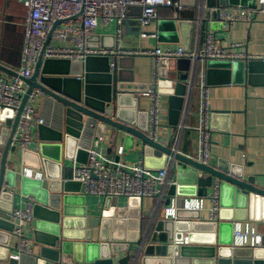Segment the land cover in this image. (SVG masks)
Segmentation results:
<instances>
[{"label": "water", "instance_id": "obj_1", "mask_svg": "<svg viewBox=\"0 0 264 264\" xmlns=\"http://www.w3.org/2000/svg\"><path fill=\"white\" fill-rule=\"evenodd\" d=\"M199 4L201 23L211 22L212 28L221 29L224 27V21L219 18L222 8L233 5L255 8L256 0H200ZM177 20L175 17L160 20L159 31L169 24L174 40H178ZM158 35L160 38L161 33ZM100 39L103 46L113 47V37L110 42L104 36ZM127 57L116 56L113 68L108 56L88 57L84 63L67 59L43 61L40 57L33 76L25 79L27 94L17 112L0 108V264H52L57 260L64 264H114L115 257L122 253L117 257L118 264H264V186L257 183L256 177L246 175L243 170L238 172L234 166L203 165L187 155L188 130L183 132L185 128L181 129L179 123L186 95H192L194 89L193 82L188 88V78L191 73L196 75L199 62L188 58L160 60V90L168 95L169 123L175 131L170 141L164 143L152 140L147 134L148 126L138 123L137 90L140 86L136 89L131 84L134 78L128 76ZM206 67L208 77L216 70L230 73L225 82L264 83V59L208 60ZM0 70L17 74L1 63ZM35 87L42 90L44 104L55 107V120L39 127L48 123L53 127L58 153L41 157L39 166L34 167L39 172L45 171L51 179L47 188H43L41 179L22 174L20 177L9 161L21 111ZM120 132L125 133L123 153L135 146L141 147L147 167H165L168 157L176 162L175 183L169 186L165 208L171 206L173 200L182 206L187 196H206L214 179L220 180L222 208L218 220L205 219L200 211L183 208L176 210L175 217H166L165 211H158L145 219L138 204L141 199L135 197L129 198L125 206L118 205L116 198H106L99 215L87 217L85 196L70 194L69 185L73 180L64 161L87 162L86 148L90 141L100 140L107 133L110 141L103 152L109 158L115 154L114 159L120 160V147H117ZM182 137V150L173 149L176 140ZM29 152L28 149L23 151L26 165ZM82 153L84 157L80 156ZM152 158L160 164L152 165ZM19 181L22 194L36 198L34 239L39 244V252L22 254L16 259L9 252V239L15 225L8 212L13 207ZM75 201L81 205L75 207ZM247 220L258 223L260 244L233 246L235 223ZM134 223L133 232L129 229Z\"/></svg>", "mask_w": 264, "mask_h": 264}, {"label": "built area", "instance_id": "obj_2", "mask_svg": "<svg viewBox=\"0 0 264 264\" xmlns=\"http://www.w3.org/2000/svg\"><path fill=\"white\" fill-rule=\"evenodd\" d=\"M26 15L23 22L25 29L24 44L21 53V64L16 75H0V108L13 109L15 113L20 108L28 84L36 65L42 57L46 59H67L71 62L84 63L88 57H104L110 59V67L114 66L116 56H133L137 54L149 55L153 58V81L144 94L149 99L147 111V134L157 142L162 139L161 90L157 84L160 82L158 70L162 58H188L192 61L207 62L208 60H238L264 59L231 48L241 46L233 43L231 48H225L217 43L213 33H208L202 47L196 51L188 50L183 46L172 49L161 48L137 50L126 49L122 46V29L132 6H140L139 21L142 26L150 25L158 19L159 7H171L180 11L182 4L178 0H20ZM255 8L233 5L224 7L219 13L224 25L232 27L239 20L250 21L252 14L261 11L264 0H260ZM235 6V7H234ZM177 16V14H176ZM175 16V17H176ZM115 22L116 33L113 37V47L102 45L97 28ZM146 36L147 33H142ZM58 42V43H56ZM2 45L0 43V61ZM199 93V123L196 127L199 133V148L193 158L203 164L209 165L212 146V128L209 125V98L210 85L205 73H202L197 83ZM43 97L41 89L35 87L28 94L18 121L11 147L22 150L29 149L34 140V130L44 124L45 120L40 112L39 99ZM181 129L183 125L179 126ZM180 139L176 140L173 149H179ZM87 162L73 160L75 170L72 180L79 182L84 194L98 195L106 198H119L122 196L143 199L147 197L162 199L167 185L175 183L170 179L168 167L153 169L145 165L144 158L135 162H123L113 158L108 159L99 148L91 147L87 150ZM123 153L121 146L118 151ZM171 160L172 158L169 157ZM21 174L34 179H44L43 173L29 167H24ZM212 201L209 208V220L217 221L221 210L220 180L214 179L209 193ZM25 206L19 207L15 203L8 212L10 220L15 227L12 234L17 238L15 252L11 257L19 259L22 254L35 253L36 241L27 234L28 228H33L35 221V196L25 195ZM205 198H185L182 206L173 200L171 206L165 208L166 217H175L178 208L202 211L205 207ZM188 242V237H184ZM261 242V233L249 221H238L233 230V246H256ZM118 257V256H117ZM115 257L114 264L118 258ZM52 264H64L61 260Z\"/></svg>", "mask_w": 264, "mask_h": 264}, {"label": "crops", "instance_id": "obj_3", "mask_svg": "<svg viewBox=\"0 0 264 264\" xmlns=\"http://www.w3.org/2000/svg\"><path fill=\"white\" fill-rule=\"evenodd\" d=\"M182 4L180 11L171 7H159L158 19L154 20L150 25L142 26L139 21L141 14L140 6H132L129 10L126 23L122 29V46L126 49L147 50L161 48H178L183 46L188 50H198L208 33H213L217 43L225 48H231L233 43H241V46L231 48L235 51L243 52L248 55L256 57H264V6L261 11L252 14L250 21L239 20L232 27L224 25L221 29H214L211 27V22L201 23L199 17L200 0H178ZM256 0V4L260 3ZM236 6V5H235ZM234 6V7H235ZM177 14V16H176ZM26 15V9L20 0H0V43L2 45V54L0 63L16 71L21 64V53L24 44L25 29L23 22ZM176 16V17H175ZM178 18L177 20V36L178 40H174L175 35L172 34L170 25L161 27L159 31V21L167 20L169 18ZM179 22L181 23L179 25ZM202 24V27H201ZM117 25L111 22L108 25H100L96 33L104 36L107 41H111L116 33ZM147 33L146 36L142 33ZM161 33L159 38L158 33ZM58 43V42H56ZM125 61L128 67V76L134 78L135 88L140 86L137 90V113L139 120L138 123L147 125V111L149 109V99L144 94L149 85L153 81V58L149 55L137 54L127 57ZM195 62V61H192ZM196 75L190 74L188 78V88L191 87L193 82L192 95L187 94L185 104L181 113L179 125L184 126V131L188 130L189 143L187 145V155L193 158L199 148V133L196 129L199 123V93L197 83L199 82L202 73L206 74L207 81L209 79L210 85V98H209V125L212 128V146L210 166L229 168L234 166L239 171H244L246 175L256 177L257 183L264 186V83L255 82L247 83L240 82H225L224 80L231 76L226 70H216L208 77L206 62L199 61ZM124 64V66H126ZM127 69V68H125ZM159 70V67H158ZM10 76L0 70V75ZM240 77V75L238 76ZM238 79V78H237ZM129 84V85H131ZM191 84V85H190ZM158 90L161 89V82L157 84ZM129 102L131 99H128ZM40 112L45 122H53L55 116V107L53 105H45L43 97L39 99ZM13 121V120H12ZM160 121L162 123V141L167 143L170 141L172 134L175 132L174 128L169 123V100L168 95L161 91V112ZM37 127L34 130V140L29 146V153L26 154V165L24 163V153L22 149L12 147L9 153L10 167H13L18 175L21 177V172L24 167L33 169L34 172L39 171L34 167H38L40 158L47 155H56L58 153L56 132L50 124ZM11 127V124L9 125ZM124 132L118 134L117 147H121L124 143ZM110 137L107 133L102 139L93 138L86 151L91 148H99L104 151L109 145ZM139 144L142 142L137 139ZM137 145V144H136ZM3 148V146H1ZM81 149V146H77ZM183 137L180 139L179 149L182 150ZM84 149V148H83ZM118 151V148H117ZM114 153V152H113ZM38 154L40 156H38ZM107 155V154H106ZM85 156V153L80 155ZM115 154L112 155L114 159ZM108 159V156H106ZM143 158L141 147L135 146L130 148L127 152L120 154V160L123 162H135ZM66 171L68 174L75 172L73 168V160L66 159L64 161ZM150 163L157 166L160 162L151 159ZM175 164V165H174ZM165 167L170 169V179L175 180L176 162L173 163L169 157ZM65 167L63 166V169ZM164 168V167H162ZM53 170L55 173L57 171ZM160 169V168H153ZM52 173V172H51ZM43 188H47L51 179L46 176L43 171ZM164 190L162 199L147 197L141 199L140 208L145 219H150L158 211H165L163 206L169 186ZM70 194L84 195L85 205L87 207V217L89 215H99L102 209L104 197L92 194H84L77 182L73 181L69 185ZM22 185L19 181L16 186V197L14 203L19 207L25 206V195L21 192ZM211 188L208 190L206 196H187L186 198H200L204 197L205 207L202 209L201 215L203 218H209V208L212 201L209 198ZM128 198L125 196L116 198L118 205L125 206L128 204ZM182 203V202H181ZM79 207L81 204L75 201L73 204ZM36 220L33 222L34 228ZM253 226L258 227V223L247 220ZM130 226V224H129ZM132 226V227H131ZM131 231H135V223L131 224ZM258 230V229H257ZM127 232L128 228H127ZM258 232H260L258 230ZM205 233V232H204ZM261 233V232H260ZM27 234L34 239V229L28 228ZM206 235V234H203ZM35 241V239H34ZM17 245V238L11 233L9 239L10 253L15 252ZM39 252V244L36 243L35 252ZM119 254L118 256H122ZM118 264V263H116Z\"/></svg>", "mask_w": 264, "mask_h": 264}]
</instances>
